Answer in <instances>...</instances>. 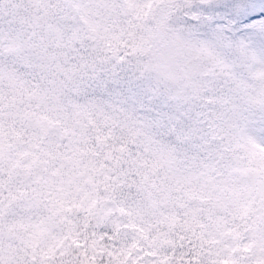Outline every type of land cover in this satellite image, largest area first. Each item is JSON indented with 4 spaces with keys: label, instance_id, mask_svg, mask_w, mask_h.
Returning <instances> with one entry per match:
<instances>
[{
    "label": "snow or ice",
    "instance_id": "snow-or-ice-1",
    "mask_svg": "<svg viewBox=\"0 0 264 264\" xmlns=\"http://www.w3.org/2000/svg\"><path fill=\"white\" fill-rule=\"evenodd\" d=\"M0 264H264V0H0Z\"/></svg>",
    "mask_w": 264,
    "mask_h": 264
}]
</instances>
